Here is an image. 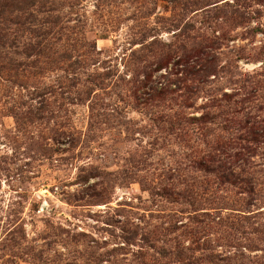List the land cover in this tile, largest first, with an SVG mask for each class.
Segmentation results:
<instances>
[{
    "label": "rangeland",
    "instance_id": "1",
    "mask_svg": "<svg viewBox=\"0 0 264 264\" xmlns=\"http://www.w3.org/2000/svg\"><path fill=\"white\" fill-rule=\"evenodd\" d=\"M190 1L67 0L92 45L77 62L0 46V264H143L176 240L264 264V0ZM235 102L255 117L247 152L225 147ZM212 155L257 194L229 192Z\"/></svg>",
    "mask_w": 264,
    "mask_h": 264
},
{
    "label": "trees",
    "instance_id": "2",
    "mask_svg": "<svg viewBox=\"0 0 264 264\" xmlns=\"http://www.w3.org/2000/svg\"><path fill=\"white\" fill-rule=\"evenodd\" d=\"M66 1L0 0V46L8 45L9 47H17L19 44H22L24 47L23 54L30 61L27 66H35L43 59L51 63L59 61L72 63L73 60L77 62L79 58L92 53V45L91 49L89 47V50L84 52H80V49L77 48L79 43L77 38L74 37L73 31L75 27L69 26L67 21H65V17L61 14V10H58L59 5H62ZM202 1L205 2L207 0L190 1L189 5L200 6ZM73 5L75 6L74 2L72 3ZM35 7H38V10H43L44 14L41 22L37 20L38 15L35 13V10H37ZM235 12L236 19L241 20L245 17L243 12L238 10ZM182 48L186 51V48ZM195 52L200 54L201 48L199 46L196 47ZM0 69H3L1 65ZM20 69L21 65H16L12 68L15 72ZM207 70L209 69L204 63L198 70H191V73L196 77L201 74L204 75ZM226 98L231 102V97ZM233 106V109L227 111L224 121L226 124L233 125L236 128L235 131L239 133L237 135L234 134L235 136L233 137L231 136L229 144L225 145V147L247 152L249 149L247 145L254 142L257 136L256 125L253 121L255 117L251 115L250 110L243 108L237 102ZM240 154L237 151L233 156H227L228 159L232 160L229 161L231 167L240 161H243V163L248 162L245 158H241ZM215 157L214 155L209 156L207 162L215 165L217 167L216 171L222 169L221 172L214 173L222 184H227L229 188L231 187L230 190L227 188L229 192L234 193L235 196H254L257 194L259 189L253 175L246 173L244 170L236 172L226 165V161L220 160L219 158L216 159L217 157ZM244 220H248V218H244ZM197 223H203V221H197ZM165 230H168V228ZM260 232L263 233L264 229L260 230ZM191 250L176 240L173 249L164 250L157 261L166 259L165 261L167 262L165 264H225L230 261L236 262L237 264H244L241 259L235 261L234 258L214 254L208 248L205 249L207 251L206 254H202L200 257H197ZM157 261L155 259H149L145 260L143 264H157ZM158 264L161 263L158 262Z\"/></svg>",
    "mask_w": 264,
    "mask_h": 264
}]
</instances>
